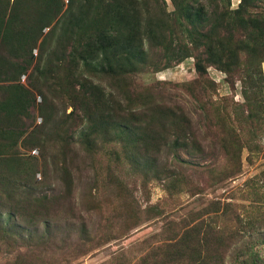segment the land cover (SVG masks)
<instances>
[{
    "label": "rangeland",
    "instance_id": "1",
    "mask_svg": "<svg viewBox=\"0 0 264 264\" xmlns=\"http://www.w3.org/2000/svg\"><path fill=\"white\" fill-rule=\"evenodd\" d=\"M140 1L145 21L153 25L163 19L167 24L168 46L156 48V40L149 41L148 36L149 65L130 72L121 90L150 88L158 102L190 118L191 128L173 131L175 137L153 155L157 159L151 167L143 151L127 149L131 140L121 123L111 132L102 128L87 141L76 131L77 144L67 154L61 149L70 124L65 121L58 139L52 136L44 153L23 140L42 124L38 111L42 98L35 93V106L24 120L28 132L3 149L0 171L15 183L18 180L23 198L35 191L37 198L44 193L56 202L48 221L41 216L24 221L10 213L11 206L0 211V228L22 238L10 248L0 243V264L11 263L18 253L28 254L32 244L36 248L30 259L41 264H264V0ZM13 2L0 0V14L15 16L19 35L34 7L41 23H48L33 56H38L40 45H50L47 39L54 32L52 47H57L69 0L54 3L60 6L54 18L52 0L32 4L23 0L21 14L10 11ZM201 8L204 14H199ZM200 17L206 29L217 36L220 32L213 44L197 28ZM218 19L224 21L220 26ZM227 23L236 27L231 50L241 48L239 65L232 68L211 65L205 54L225 44ZM1 27L4 32L6 26ZM67 39L61 38L59 55L62 49L70 52ZM12 49L0 33V64L15 61ZM34 64L15 82L0 85L28 88ZM101 76L97 82L102 88L115 87ZM57 108L58 118L72 112L69 105ZM175 139L178 148L172 143ZM9 149L16 152L8 155ZM63 166L72 175L69 196ZM31 168L35 174L30 179L24 173Z\"/></svg>",
    "mask_w": 264,
    "mask_h": 264
},
{
    "label": "trees",
    "instance_id": "2",
    "mask_svg": "<svg viewBox=\"0 0 264 264\" xmlns=\"http://www.w3.org/2000/svg\"><path fill=\"white\" fill-rule=\"evenodd\" d=\"M26 1L30 4L34 2V0ZM55 2L58 3V0H52L53 8H55L51 14L53 18L59 13L60 8L57 4L54 6ZM69 2L70 12L63 21L64 27L61 25L63 29L56 43L57 47H52L54 32L47 39L50 45H40L42 48L36 58L32 51L42 30L48 25L47 21L41 23L38 7H34L33 13L28 14L29 18L25 21L20 35L17 31L18 23L15 16L5 12L0 14L1 38L9 48L14 49L12 51L16 56L11 65H7L6 62L0 64V82H15L20 75L27 73L35 61L27 77L28 88L16 83L0 85V164L3 163V157L6 155L2 153L3 149L7 148L6 145L16 143L28 132L29 126L24 120L30 118V109L35 106L34 97L37 93L42 98L38 111L43 120L40 126L32 129L26 139H23L31 147H41L45 153L52 136L53 140L58 139L60 135L58 133L61 132L60 126L68 121L70 124L63 133L61 149L69 154L73 146L77 144L74 140L76 131L78 137L83 136L86 138L84 141H87L99 135L98 131L102 128L107 126L110 131L116 123H121L124 127L123 134L131 140V143L128 142L127 149L139 153L143 151L142 154L149 158V162H145L151 167L157 159L153 158V155H159L160 148L164 145L168 146L170 138L174 136L173 131L181 132L188 126L191 128V119L185 117L181 111L176 112L162 105L148 87L143 91H125L121 88L129 81L130 72L139 71L144 65H149L145 50V40L147 41L148 36L149 41L156 40L153 43L157 46L156 48L165 50L168 46L164 37L167 24L163 19L157 20L153 25L150 21H145L140 0H69ZM22 4L23 0H14L10 11L13 14H21ZM93 11H95L94 17H92ZM199 12L204 14L203 8ZM220 16L225 15L220 14ZM31 18H33L32 21ZM201 19L202 17L199 19L200 24L197 28L203 31L205 36L209 37V41H212L210 44H213L214 40L220 36V32L217 36L213 33V29H206L201 24ZM87 21L90 23L89 26L86 25ZM223 23L222 20H216L218 26ZM2 25L6 26L4 32L1 31ZM224 25L226 34L222 40L225 44L219 45L218 49L206 50L205 54L211 65L222 64L232 68L239 65V51H241L239 49L241 48L231 50L230 42L236 27L228 23ZM242 27L243 24L239 26V28ZM64 35L68 36L67 43L70 42L71 48L69 53L62 49L59 55L58 47L62 44L60 41ZM228 46L230 50L227 49ZM224 57L227 59L224 60ZM5 67H11V70ZM223 70L226 71V68ZM101 75L108 77L112 81L110 86L117 87V90L115 87L110 90L102 88L97 82L102 80ZM59 104L62 109L68 105L72 108L68 116L64 115L66 120L62 121L64 116L58 118ZM52 121H57V125ZM107 132L102 131V134ZM172 143L175 148L179 147L177 139ZM12 152L16 151L9 149L8 155ZM45 157L44 154V161ZM8 160L15 162L11 158ZM63 170L65 175L63 181L66 182L69 196L72 175L66 166H63ZM24 174L31 175L29 177L31 179L34 178L35 173L31 168ZM17 181L15 183L0 171V211L11 206L10 213L24 221L31 222L33 218L39 216L45 218L44 221H48L56 200L44 193L37 198L35 191L24 193L23 198V193L18 192L19 188L23 187ZM18 199H22L21 203L19 201L17 204L10 203ZM10 233L0 228V243L2 242L8 248L15 246L14 243L22 239H17V236ZM29 242H33V239H29ZM30 247L28 246L26 252L29 255L18 253L12 258L11 263L6 264H41L30 259V254H33L36 248L34 244Z\"/></svg>",
    "mask_w": 264,
    "mask_h": 264
},
{
    "label": "built area",
    "instance_id": "3",
    "mask_svg": "<svg viewBox=\"0 0 264 264\" xmlns=\"http://www.w3.org/2000/svg\"><path fill=\"white\" fill-rule=\"evenodd\" d=\"M22 79H24V76H22Z\"/></svg>",
    "mask_w": 264,
    "mask_h": 264
}]
</instances>
